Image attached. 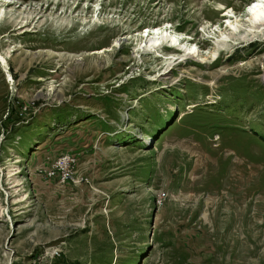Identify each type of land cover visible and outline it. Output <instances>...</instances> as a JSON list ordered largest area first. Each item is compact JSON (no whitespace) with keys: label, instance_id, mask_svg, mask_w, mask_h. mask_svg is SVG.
Listing matches in <instances>:
<instances>
[{"label":"rangeland","instance_id":"rangeland-1","mask_svg":"<svg viewBox=\"0 0 264 264\" xmlns=\"http://www.w3.org/2000/svg\"><path fill=\"white\" fill-rule=\"evenodd\" d=\"M254 1L0 0V264H264Z\"/></svg>","mask_w":264,"mask_h":264},{"label":"bare ground","instance_id":"bare-ground-1","mask_svg":"<svg viewBox=\"0 0 264 264\" xmlns=\"http://www.w3.org/2000/svg\"><path fill=\"white\" fill-rule=\"evenodd\" d=\"M230 13H231V11H228V12L226 11L225 15H228ZM247 15H249L248 16V20L250 22L249 32L251 34L257 35L258 32L260 31V28H264V0H255L253 2V4L249 6ZM230 24L234 26V24L232 22H230ZM237 30L239 31L240 29H237ZM256 32H257V34H256ZM262 33H264V29H263V32ZM149 36H150V34L148 35V37ZM142 37L144 38L145 37V34H142ZM159 39H160V36H157L155 38L154 37L153 38H150L149 43L153 47H156L157 46L155 49H159V50H160V48L161 49L169 48V49H174V50L177 49V48H174L173 46L172 47L171 46L169 47L167 45L160 44L158 42ZM173 40H174L175 44L179 42V38H177V39L174 38ZM194 51H196V50H194ZM147 52H152V51H147ZM188 52H189V54H193V50H191V49H189ZM158 57H162V56H158ZM204 60H205V57H204ZM0 62L3 65L4 69H6V72H8V77L12 81L13 78H14V76H13L12 73H10V70L8 69L9 68V66H8L9 61L7 60V58H5L4 56H2L0 54ZM62 162L64 164V167H66V169L62 168V164L61 165L59 164V168H61L64 171L68 170L67 168L70 166V164H69L70 163V160L65 159V160H62Z\"/></svg>","mask_w":264,"mask_h":264}]
</instances>
